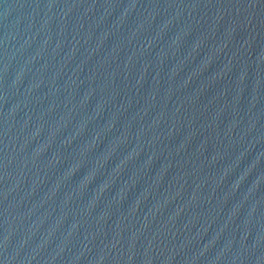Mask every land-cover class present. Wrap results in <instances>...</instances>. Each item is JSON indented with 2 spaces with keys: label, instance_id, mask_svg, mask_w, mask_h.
<instances>
[{
  "label": "water",
  "instance_id": "95a60500",
  "mask_svg": "<svg viewBox=\"0 0 264 264\" xmlns=\"http://www.w3.org/2000/svg\"><path fill=\"white\" fill-rule=\"evenodd\" d=\"M0 264H264V0H0Z\"/></svg>",
  "mask_w": 264,
  "mask_h": 264
}]
</instances>
